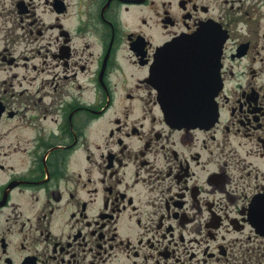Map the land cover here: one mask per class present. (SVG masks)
I'll use <instances>...</instances> for the list:
<instances>
[{
    "label": "flooded vegetation",
    "instance_id": "obj_1",
    "mask_svg": "<svg viewBox=\"0 0 264 264\" xmlns=\"http://www.w3.org/2000/svg\"><path fill=\"white\" fill-rule=\"evenodd\" d=\"M0 264H264V0H0Z\"/></svg>",
    "mask_w": 264,
    "mask_h": 264
},
{
    "label": "water",
    "instance_id": "obj_2",
    "mask_svg": "<svg viewBox=\"0 0 264 264\" xmlns=\"http://www.w3.org/2000/svg\"><path fill=\"white\" fill-rule=\"evenodd\" d=\"M208 33V36H207ZM178 40H185L190 41L186 45L188 48H208V67L205 69L204 74L208 78V85L205 84V90L202 93L203 103H206V100H208V107L205 108V113H203V119L208 116V124L210 125L212 123L211 117L215 115V108L213 107V98L216 95L217 89L215 87L216 80H217V73H218V62H219V56L222 48V44L224 39L220 36H209V30L205 26H200V28L195 32L194 34L190 36H184L181 38H178ZM203 40H213V42H210L209 44H206L205 46H202L201 44H196L197 42L193 41H203ZM180 46L175 45L174 48H178ZM169 99V98H168ZM168 104L172 106L171 104H177L181 105L180 109L177 110H167L165 111V114L168 118H174V114L177 115L181 120H186L190 122L192 119L195 121L202 120L201 116H199L200 110L198 108H194V106H190V104H196V101H191L190 98H178L175 97L173 100L169 99ZM187 108H185L184 106ZM207 105V103H206ZM205 105V106H206ZM207 122V121H204Z\"/></svg>",
    "mask_w": 264,
    "mask_h": 264
}]
</instances>
